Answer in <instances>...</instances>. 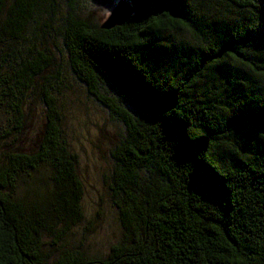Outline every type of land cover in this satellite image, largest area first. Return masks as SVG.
I'll return each mask as SVG.
<instances>
[{
	"label": "trees",
	"instance_id": "obj_1",
	"mask_svg": "<svg viewBox=\"0 0 264 264\" xmlns=\"http://www.w3.org/2000/svg\"><path fill=\"white\" fill-rule=\"evenodd\" d=\"M80 1L65 0L58 36L121 126L109 192L123 236L104 258L67 249L51 264H264V0H123L132 15L111 30L79 17ZM43 3L0 0V116L17 130L0 136V264H48L47 247L84 221L56 59L27 48ZM58 7L37 22L41 41ZM34 89L45 106L36 150L9 148Z\"/></svg>",
	"mask_w": 264,
	"mask_h": 264
},
{
	"label": "rangeland",
	"instance_id": "obj_2",
	"mask_svg": "<svg viewBox=\"0 0 264 264\" xmlns=\"http://www.w3.org/2000/svg\"><path fill=\"white\" fill-rule=\"evenodd\" d=\"M122 1L81 0L76 12L82 19H97L103 24ZM50 3L51 0H44L36 15L27 48L32 44L38 50L47 48L56 59L57 69L49 72V79L53 84L52 95L56 108L61 114L64 139L77 159V172L83 184L84 221L72 229L58 247H47L45 253L48 264L55 262L59 254L67 249L80 250L87 259L104 258L123 236L118 211L109 192L114 168L112 152L117 145L121 126L104 106L89 96L86 87L76 79L68 65L67 55L58 36L67 16L65 0H58V13L52 23V30H49L50 36L42 41L40 35L35 37L37 22L44 25L50 19ZM37 92L36 89L30 92L24 103L23 134L4 139L9 148L11 146L24 152L36 150L45 121V106L37 97ZM101 92L108 98L114 96L112 90ZM13 124L14 118L10 112L5 111L0 116V136L4 132L14 135L17 130L13 131Z\"/></svg>",
	"mask_w": 264,
	"mask_h": 264
},
{
	"label": "water",
	"instance_id": "obj_3",
	"mask_svg": "<svg viewBox=\"0 0 264 264\" xmlns=\"http://www.w3.org/2000/svg\"><path fill=\"white\" fill-rule=\"evenodd\" d=\"M132 13L129 8V5L123 4L116 7L108 20L103 24L102 28L104 30H111L115 27L122 26L126 20L131 17Z\"/></svg>",
	"mask_w": 264,
	"mask_h": 264
}]
</instances>
